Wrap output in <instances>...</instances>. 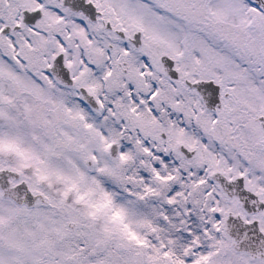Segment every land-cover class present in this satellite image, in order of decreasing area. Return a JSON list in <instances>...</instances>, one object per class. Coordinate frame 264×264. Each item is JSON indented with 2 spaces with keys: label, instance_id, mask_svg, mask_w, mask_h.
I'll list each match as a JSON object with an SVG mask.
<instances>
[{
  "label": "snow or ice",
  "instance_id": "snow-or-ice-1",
  "mask_svg": "<svg viewBox=\"0 0 264 264\" xmlns=\"http://www.w3.org/2000/svg\"><path fill=\"white\" fill-rule=\"evenodd\" d=\"M0 264H264V0H0Z\"/></svg>",
  "mask_w": 264,
  "mask_h": 264
}]
</instances>
